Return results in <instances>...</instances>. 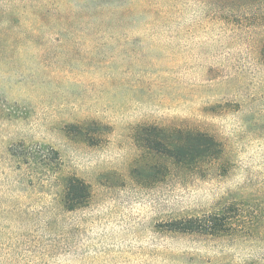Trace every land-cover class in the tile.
Masks as SVG:
<instances>
[{
    "label": "rangeland",
    "instance_id": "1",
    "mask_svg": "<svg viewBox=\"0 0 264 264\" xmlns=\"http://www.w3.org/2000/svg\"><path fill=\"white\" fill-rule=\"evenodd\" d=\"M0 264H264V0H0Z\"/></svg>",
    "mask_w": 264,
    "mask_h": 264
},
{
    "label": "trees",
    "instance_id": "2",
    "mask_svg": "<svg viewBox=\"0 0 264 264\" xmlns=\"http://www.w3.org/2000/svg\"><path fill=\"white\" fill-rule=\"evenodd\" d=\"M198 136L202 141L203 147L207 150L209 149L208 147L214 146V141L208 135L200 134L195 137ZM69 186L70 189L68 194L71 195V192H75L74 195L68 196L72 200H78L86 193L87 190L86 185L76 178L71 179ZM224 225V218L221 217V215L212 214L201 218H186L185 220L174 221L170 224V230L182 233L216 234L225 231Z\"/></svg>",
    "mask_w": 264,
    "mask_h": 264
}]
</instances>
